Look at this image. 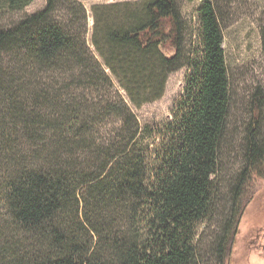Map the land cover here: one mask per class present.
<instances>
[{
    "label": "trees",
    "instance_id": "1",
    "mask_svg": "<svg viewBox=\"0 0 264 264\" xmlns=\"http://www.w3.org/2000/svg\"><path fill=\"white\" fill-rule=\"evenodd\" d=\"M66 1L47 0L43 11L0 28V263L200 264L197 229L220 194L230 108L214 5L199 9L200 48L186 62L177 0L95 6L89 40L76 0L68 25L56 16ZM33 2L0 0V16ZM185 66L172 121L154 154L144 151L132 109L159 100ZM259 108L213 243L218 264L230 257L248 191L264 179ZM114 119L124 132H96Z\"/></svg>",
    "mask_w": 264,
    "mask_h": 264
},
{
    "label": "rangeland",
    "instance_id": "2",
    "mask_svg": "<svg viewBox=\"0 0 264 264\" xmlns=\"http://www.w3.org/2000/svg\"><path fill=\"white\" fill-rule=\"evenodd\" d=\"M76 1L85 9L89 40L94 25L92 8L137 0ZM206 1L214 5L223 34L230 82V108L220 153L221 166L215 184L220 194L215 196L213 215L198 226L196 245L200 253V264H218L213 243L221 234L219 222L232 208L230 187L245 166L246 136L254 121L257 105H261L258 123L264 141V0H177L185 23L186 62L192 60L200 48L198 12ZM46 5L47 0H34L21 13L0 16V28H10L22 19L43 11ZM70 6L75 8L69 0L62 2L56 13L59 20L67 25L74 19L68 11ZM187 75V66L176 70L168 77L159 100L138 110L132 109L140 128L139 137L143 139L142 150L154 154L158 144L155 137L172 121V111L183 95ZM259 99L260 102H256ZM110 104L119 107L117 101ZM129 123L133 125V120ZM125 127L116 119L105 120L98 125L96 132L114 138L117 132H124ZM227 264H264V179L254 180L248 191L238 235Z\"/></svg>",
    "mask_w": 264,
    "mask_h": 264
}]
</instances>
